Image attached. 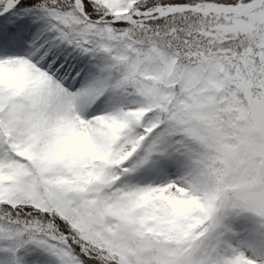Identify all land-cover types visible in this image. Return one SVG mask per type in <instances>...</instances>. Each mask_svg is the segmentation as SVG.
<instances>
[{"label":"snow or ice","instance_id":"6c2138e0","mask_svg":"<svg viewBox=\"0 0 264 264\" xmlns=\"http://www.w3.org/2000/svg\"><path fill=\"white\" fill-rule=\"evenodd\" d=\"M0 264H264V0H0Z\"/></svg>","mask_w":264,"mask_h":264}]
</instances>
